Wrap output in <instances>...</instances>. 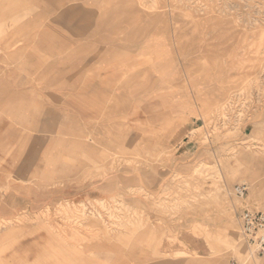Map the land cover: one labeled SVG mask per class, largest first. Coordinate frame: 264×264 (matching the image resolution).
Wrapping results in <instances>:
<instances>
[{
	"label": "rangeland",
	"instance_id": "1",
	"mask_svg": "<svg viewBox=\"0 0 264 264\" xmlns=\"http://www.w3.org/2000/svg\"><path fill=\"white\" fill-rule=\"evenodd\" d=\"M243 183L264 0H0V264H264Z\"/></svg>",
	"mask_w": 264,
	"mask_h": 264
},
{
	"label": "built area",
	"instance_id": "2",
	"mask_svg": "<svg viewBox=\"0 0 264 264\" xmlns=\"http://www.w3.org/2000/svg\"><path fill=\"white\" fill-rule=\"evenodd\" d=\"M250 186L246 183L235 185L232 193L235 197L246 199ZM241 234L247 246L254 253L264 254V208L246 206L237 212ZM231 264H241L233 261Z\"/></svg>",
	"mask_w": 264,
	"mask_h": 264
},
{
	"label": "crops",
	"instance_id": "3",
	"mask_svg": "<svg viewBox=\"0 0 264 264\" xmlns=\"http://www.w3.org/2000/svg\"><path fill=\"white\" fill-rule=\"evenodd\" d=\"M145 111H146V113L148 114V117L151 119V120H154L157 116H159V114H161L162 112H163V110H162V107L157 103V101L156 100H153V101H151L149 104H147L145 107ZM234 188V187H233ZM233 190V189H232ZM250 193V192H249ZM248 196H249V194H248ZM248 196L246 197V199H243V200H245V201H247L246 202V204H245V206L244 207H246V206H257V207H259V208H264V205L263 206H258V205H256V204H253V203H251V202H249L248 201ZM242 209V208H241ZM240 209V210H241ZM239 211V210H238ZM237 211V212H238ZM237 212H236V216H237ZM239 223V222H238ZM240 225V224H239ZM241 229V228H240Z\"/></svg>",
	"mask_w": 264,
	"mask_h": 264
}]
</instances>
